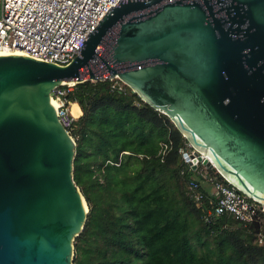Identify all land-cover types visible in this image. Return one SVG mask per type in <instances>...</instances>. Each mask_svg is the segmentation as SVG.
<instances>
[{
    "label": "water",
    "instance_id": "water-1",
    "mask_svg": "<svg viewBox=\"0 0 264 264\" xmlns=\"http://www.w3.org/2000/svg\"><path fill=\"white\" fill-rule=\"evenodd\" d=\"M87 37L67 65L0 50V264H74L90 208L61 82L118 76L264 204V0H119Z\"/></svg>",
    "mask_w": 264,
    "mask_h": 264
},
{
    "label": "trees",
    "instance_id": "trees-1",
    "mask_svg": "<svg viewBox=\"0 0 264 264\" xmlns=\"http://www.w3.org/2000/svg\"><path fill=\"white\" fill-rule=\"evenodd\" d=\"M113 83L87 78L66 95L82 110L71 131L74 178L90 208L74 264H264V211L250 224L228 214L206 220L212 195L184 160V134ZM192 181L205 193L201 204L188 193Z\"/></svg>",
    "mask_w": 264,
    "mask_h": 264
},
{
    "label": "built area",
    "instance_id": "built-area-1",
    "mask_svg": "<svg viewBox=\"0 0 264 264\" xmlns=\"http://www.w3.org/2000/svg\"><path fill=\"white\" fill-rule=\"evenodd\" d=\"M119 0H0V50H20L40 60L69 64L80 54L81 46L88 39L111 6ZM112 88L126 91L129 86L116 76ZM76 83H61L53 99L63 125L71 133L77 116L66 97ZM163 154L168 148L162 145ZM198 149L191 143L181 149L185 162L198 169L209 186L210 206L204 217L210 221L228 214L245 224L257 220L264 204L239 189L219 172L212 175L203 161L198 160ZM201 153V152H200ZM203 154V153H201ZM205 158V154H203ZM197 159V160H196ZM190 197L198 204L205 198L197 181L190 183Z\"/></svg>",
    "mask_w": 264,
    "mask_h": 264
},
{
    "label": "flooded vegetation",
    "instance_id": "flooded-vegetation-1",
    "mask_svg": "<svg viewBox=\"0 0 264 264\" xmlns=\"http://www.w3.org/2000/svg\"><path fill=\"white\" fill-rule=\"evenodd\" d=\"M242 26H243V29H242V31H239L238 29H235V31L233 32V36L235 37V38H245V40L247 39V37H248V31H247V29L246 28H249L250 27V24L249 23H244V24H242ZM246 43H247V41H246ZM250 48H248V50H249ZM251 49L252 50H255L256 49V47L253 45L252 47H251Z\"/></svg>",
    "mask_w": 264,
    "mask_h": 264
},
{
    "label": "rangeland",
    "instance_id": "rangeland-1",
    "mask_svg": "<svg viewBox=\"0 0 264 264\" xmlns=\"http://www.w3.org/2000/svg\"><path fill=\"white\" fill-rule=\"evenodd\" d=\"M75 106H76V105H75ZM76 108H77V106H76ZM77 110H78V108L74 110V113L77 114ZM77 118H78V117H77ZM249 224H250V223H249ZM258 236H259V238L262 239V241L264 240V225L260 227V231L258 232Z\"/></svg>",
    "mask_w": 264,
    "mask_h": 264
},
{
    "label": "crops",
    "instance_id": "crops-1",
    "mask_svg": "<svg viewBox=\"0 0 264 264\" xmlns=\"http://www.w3.org/2000/svg\"><path fill=\"white\" fill-rule=\"evenodd\" d=\"M75 105H77V104H76V103H73V104L70 105V108H71V110H72L73 112H74L75 109H77ZM79 108H80V107H79ZM81 112H82V110H81V108H80V111H77V114L75 113V115L78 117V116L81 114Z\"/></svg>",
    "mask_w": 264,
    "mask_h": 264
},
{
    "label": "bare ground",
    "instance_id": "bare-ground-1",
    "mask_svg": "<svg viewBox=\"0 0 264 264\" xmlns=\"http://www.w3.org/2000/svg\"><path fill=\"white\" fill-rule=\"evenodd\" d=\"M61 83H63V82H61ZM54 104L57 106V102L54 100Z\"/></svg>",
    "mask_w": 264,
    "mask_h": 264
}]
</instances>
